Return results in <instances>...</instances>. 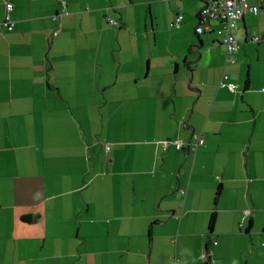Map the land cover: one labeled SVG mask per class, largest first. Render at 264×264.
I'll return each instance as SVG.
<instances>
[{
	"label": "crops",
	"instance_id": "1",
	"mask_svg": "<svg viewBox=\"0 0 264 264\" xmlns=\"http://www.w3.org/2000/svg\"><path fill=\"white\" fill-rule=\"evenodd\" d=\"M11 1L0 264H264V0L234 63L203 0Z\"/></svg>",
	"mask_w": 264,
	"mask_h": 264
},
{
	"label": "built area",
	"instance_id": "2",
	"mask_svg": "<svg viewBox=\"0 0 264 264\" xmlns=\"http://www.w3.org/2000/svg\"><path fill=\"white\" fill-rule=\"evenodd\" d=\"M6 6V13L2 22L4 28L12 31L15 26V21L11 17V12L14 8V4L11 0H2ZM204 4L199 11L200 24L197 28L198 32H203L206 29V25L211 20H219L223 24L221 28L217 30L221 43L226 47L227 59L234 63L236 62V56L240 48L239 39L236 36V29L238 28L239 21L245 16L246 13H257L259 5H251L248 0H203ZM263 0H260L262 2ZM66 3L62 4L63 13L66 12ZM183 19V15L179 14L176 18V24H179ZM112 25L117 24V20L110 19ZM55 35L58 31L54 32ZM255 40L259 37L255 36ZM220 87L227 88L231 92H235L238 89V84L230 81L228 74L224 73L220 83ZM167 142V141H165ZM204 140L200 139L198 144H203ZM107 150L109 146L106 147ZM176 148H182V142H176ZM196 150V146L193 147ZM246 212H249L246 210ZM216 243V241H214ZM205 257L209 256V252L204 254Z\"/></svg>",
	"mask_w": 264,
	"mask_h": 264
},
{
	"label": "trees",
	"instance_id": "3",
	"mask_svg": "<svg viewBox=\"0 0 264 264\" xmlns=\"http://www.w3.org/2000/svg\"><path fill=\"white\" fill-rule=\"evenodd\" d=\"M198 16H199V13H198ZM199 19H200V17H199ZM118 23L119 22L117 21V24ZM23 218H24V220L32 223V222L38 221L39 215L38 214H29V215H25Z\"/></svg>",
	"mask_w": 264,
	"mask_h": 264
},
{
	"label": "water",
	"instance_id": "4",
	"mask_svg": "<svg viewBox=\"0 0 264 264\" xmlns=\"http://www.w3.org/2000/svg\"><path fill=\"white\" fill-rule=\"evenodd\" d=\"M201 56H202V55L200 54L198 57H201ZM202 64H205V61H204V60L202 61Z\"/></svg>",
	"mask_w": 264,
	"mask_h": 264
}]
</instances>
